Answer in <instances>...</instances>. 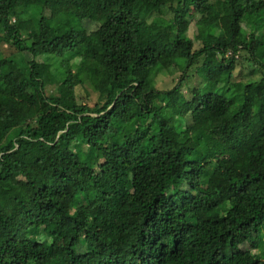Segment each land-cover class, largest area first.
<instances>
[{
    "label": "trees",
    "instance_id": "16d2710c",
    "mask_svg": "<svg viewBox=\"0 0 264 264\" xmlns=\"http://www.w3.org/2000/svg\"><path fill=\"white\" fill-rule=\"evenodd\" d=\"M246 32L264 45V0H0L18 50L0 52V132L18 128L0 136V264H264V55L232 81ZM174 65L176 87L148 84ZM104 74L106 103L79 102Z\"/></svg>",
    "mask_w": 264,
    "mask_h": 264
},
{
    "label": "rangeland",
    "instance_id": "374dc122",
    "mask_svg": "<svg viewBox=\"0 0 264 264\" xmlns=\"http://www.w3.org/2000/svg\"><path fill=\"white\" fill-rule=\"evenodd\" d=\"M228 11L229 10L227 7H225V4L220 2L214 7L211 16L213 18H216L218 16L226 14ZM85 25L88 27L89 30H93L98 27V23L92 20L91 22H87ZM190 34H192V32ZM33 35H34L33 30L29 32L28 35H26L29 43L32 42L31 38ZM242 37L248 39V42L250 43L249 45L250 48L237 54L236 58L238 65L236 66L235 74L232 79L233 82H237L239 80L243 82H250V81L258 80L260 78L259 77L260 68L258 66L259 64L254 62L256 65L254 67L253 66L251 67L249 60L261 59L264 55V45H262L258 41V39L255 38L254 36H252V38H248L247 32ZM216 39L217 38L209 37L208 39L209 44L214 43ZM217 42L219 43V40H217ZM219 44L221 45V43ZM230 46L231 45L227 43V47L229 48L228 55L232 51L230 49ZM17 51H18L17 47L13 44H2L0 46V52L3 56H9L15 54ZM218 56L220 57L219 54ZM201 63H202V59H200L199 62H197L195 65L191 66L188 71L187 83L183 84V89H182V92L185 93L187 97L191 95L190 89L203 86L202 78L198 76L196 73L197 67H199ZM145 74L148 84L153 89L166 91L176 87L179 84L182 77H184L183 76L184 70L174 65L170 69H167L166 67H161V68L155 67L147 70ZM109 80L110 79L108 77V74L99 75L94 83L95 87L97 88L96 90L91 88L89 85L77 86L76 95L78 101L90 106H94L95 104H99V105L105 104L107 101L106 99L107 96L104 93L106 90V86L109 83ZM24 83H27V79H25L24 75H21L20 73H17L9 78V84L11 87H17ZM52 90L53 87L48 89V91H52ZM22 100L26 103L38 104L37 94H35V92L31 89H29L27 95L24 94L22 95ZM169 115H170V111H169ZM17 132H18V128H10V125H7L5 129L0 132V136L3 137L10 136ZM134 241H135L134 237H129L126 240V243L128 245H132Z\"/></svg>",
    "mask_w": 264,
    "mask_h": 264
}]
</instances>
